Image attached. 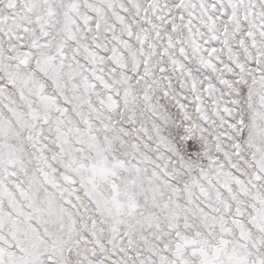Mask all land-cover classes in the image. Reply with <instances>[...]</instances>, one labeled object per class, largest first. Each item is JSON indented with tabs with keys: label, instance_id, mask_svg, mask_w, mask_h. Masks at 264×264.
I'll list each match as a JSON object with an SVG mask.
<instances>
[{
	"label": "snow or ice",
	"instance_id": "6c2138e0",
	"mask_svg": "<svg viewBox=\"0 0 264 264\" xmlns=\"http://www.w3.org/2000/svg\"><path fill=\"white\" fill-rule=\"evenodd\" d=\"M0 264H264V0H0Z\"/></svg>",
	"mask_w": 264,
	"mask_h": 264
}]
</instances>
